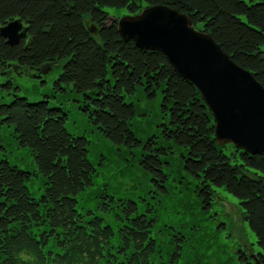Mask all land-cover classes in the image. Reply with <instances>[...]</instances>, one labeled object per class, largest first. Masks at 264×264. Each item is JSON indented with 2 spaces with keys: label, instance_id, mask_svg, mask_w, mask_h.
<instances>
[{
  "label": "trees",
  "instance_id": "trees-1",
  "mask_svg": "<svg viewBox=\"0 0 264 264\" xmlns=\"http://www.w3.org/2000/svg\"><path fill=\"white\" fill-rule=\"evenodd\" d=\"M156 4L189 15L264 87V0H0V26L20 18L28 27V36L14 45L0 35V73L6 76L14 63L40 69L64 59L53 88L80 93V110L101 135L137 150L153 185L167 192L163 167L170 147L155 136L145 142L136 137L130 126L135 108L126 100L137 86L149 99L160 94L167 117L161 137L182 149V167L202 208H212L216 188L235 196L264 264V155L218 145L213 117L194 85L161 51L124 41L107 11L135 14ZM2 85L10 88L12 81ZM66 120L67 112L46 99L31 102L14 94L0 103V124L12 127L19 145L29 148L45 185L40 198L32 197L26 184L31 173L0 159V264H172L181 246L163 261L152 235L156 220L139 212L135 201L114 208L118 201L103 195L108 199L98 203L99 211L114 214L116 230L101 213L89 210L93 216L85 218L79 212L77 195L92 185L95 167L89 140L69 132ZM239 259L253 264L243 252Z\"/></svg>",
  "mask_w": 264,
  "mask_h": 264
},
{
  "label": "rangeland",
  "instance_id": "rangeland-1",
  "mask_svg": "<svg viewBox=\"0 0 264 264\" xmlns=\"http://www.w3.org/2000/svg\"><path fill=\"white\" fill-rule=\"evenodd\" d=\"M111 19H118L128 12L125 9L107 8ZM64 59L52 64L44 74H32L27 71H12L6 76L0 73V103H9L14 94L26 97L29 101L46 99L52 106H60L67 112L65 123L69 132L85 135L89 140L88 158L95 167L93 183L77 195V209L90 218L93 214L101 215L104 223L112 224L117 229L113 213L100 212L103 195L114 197V208L119 201H135L139 212L154 216L156 222L152 235L157 241V255L168 261L179 244L180 256L172 264H242L239 253L250 257L260 249L248 224L243 220L239 201L224 188H216L213 206L209 211L202 208L197 196L194 181L182 167V149L161 137V125L167 117L161 111L160 94L149 99L141 86L136 87L133 95L126 100L133 103L135 116L131 120V129L136 137L146 141L155 136L159 145L168 146L164 164L167 175L166 189L156 188L151 175L145 171L139 161L137 150L129 151L104 138L95 125L80 110L82 95L70 86L64 91L53 88V81L58 76ZM7 79L12 86H3ZM12 127L0 124V159H7L11 164L29 171L26 181L32 197L38 199L44 192V179L38 174L35 161L28 147L20 146ZM230 148V146H229ZM117 204V205H116ZM150 207V210L147 208ZM115 247L119 240L113 241ZM157 260V258H153ZM157 262H154L156 264Z\"/></svg>",
  "mask_w": 264,
  "mask_h": 264
},
{
  "label": "water",
  "instance_id": "water-1",
  "mask_svg": "<svg viewBox=\"0 0 264 264\" xmlns=\"http://www.w3.org/2000/svg\"><path fill=\"white\" fill-rule=\"evenodd\" d=\"M111 22H116L124 41L161 51L173 69L194 85L213 117L218 145L232 144L264 155V87L210 33L197 29L189 15L162 4L145 6ZM0 35L14 45L28 36V27L20 18L13 19L0 26ZM48 70V66L38 69L14 63L7 74L39 71L42 75ZM251 258L253 264H261L255 254Z\"/></svg>",
  "mask_w": 264,
  "mask_h": 264
}]
</instances>
